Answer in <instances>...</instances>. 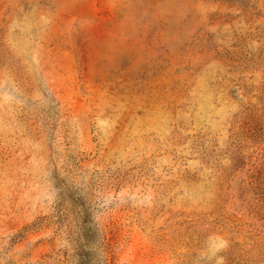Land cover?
<instances>
[{
    "label": "rangeland",
    "instance_id": "obj_1",
    "mask_svg": "<svg viewBox=\"0 0 264 264\" xmlns=\"http://www.w3.org/2000/svg\"><path fill=\"white\" fill-rule=\"evenodd\" d=\"M0 264H264V0H0Z\"/></svg>",
    "mask_w": 264,
    "mask_h": 264
}]
</instances>
